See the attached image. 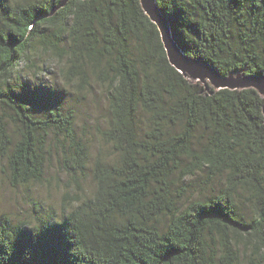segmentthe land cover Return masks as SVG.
Masks as SVG:
<instances>
[{
    "label": "trees",
    "instance_id": "obj_1",
    "mask_svg": "<svg viewBox=\"0 0 264 264\" xmlns=\"http://www.w3.org/2000/svg\"><path fill=\"white\" fill-rule=\"evenodd\" d=\"M59 1L0 0V158L9 183L26 185L54 150L76 191L57 217H0V264H264L263 98L186 79L139 0H68L50 14ZM156 3L185 55L223 76L264 75V0ZM39 52L66 82L106 93L100 134L116 157L96 158L88 197L73 112H35L49 96L15 83ZM175 175L206 191L181 204Z\"/></svg>",
    "mask_w": 264,
    "mask_h": 264
},
{
    "label": "rangeland",
    "instance_id": "obj_2",
    "mask_svg": "<svg viewBox=\"0 0 264 264\" xmlns=\"http://www.w3.org/2000/svg\"><path fill=\"white\" fill-rule=\"evenodd\" d=\"M33 60L32 65L26 64L25 61L21 62L18 66L21 78L15 83L30 85L33 91L43 92L49 96V103L45 105L42 102L35 112L42 113L50 107L73 112L75 131L87 145L86 177L81 179L78 185L82 188L80 195L88 197L94 190L91 169L96 158L99 157L107 162L116 157L111 146L104 142L100 134L107 126L109 118L106 93L95 82H91L89 87L66 82L60 74V62L51 58L48 53L39 52ZM17 87L22 88L19 85ZM140 126H144V119L141 120ZM57 159V154L52 150L50 162L46 166L41 182L13 186L7 178L5 161L0 158V217L5 216L16 223L29 220L36 222L37 217L51 213L56 217L62 214L67 206V201H63V194L73 196L76 187L61 171ZM172 180L175 184L174 190L182 192L181 190L184 189L181 204L193 197L197 198L206 191L200 190L195 184L187 186L190 179L186 181L185 186L177 175ZM243 207L244 212L251 216L250 207Z\"/></svg>",
    "mask_w": 264,
    "mask_h": 264
},
{
    "label": "water",
    "instance_id": "obj_3",
    "mask_svg": "<svg viewBox=\"0 0 264 264\" xmlns=\"http://www.w3.org/2000/svg\"><path fill=\"white\" fill-rule=\"evenodd\" d=\"M68 0H60L51 10L63 6ZM143 12L156 25L165 50L168 62L186 79L200 82L215 90L227 88L241 90L253 88L263 98L262 112L264 116V75L244 74L241 71L230 72L227 76L221 75L216 68L200 58L187 56L175 42L167 18L160 12L156 0H139Z\"/></svg>",
    "mask_w": 264,
    "mask_h": 264
}]
</instances>
